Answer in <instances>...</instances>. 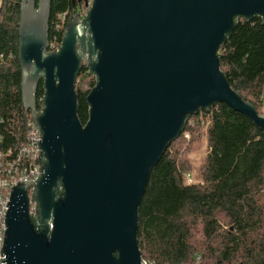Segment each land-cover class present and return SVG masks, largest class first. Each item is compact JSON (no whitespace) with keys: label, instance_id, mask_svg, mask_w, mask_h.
<instances>
[{"label":"water","instance_id":"water-1","mask_svg":"<svg viewBox=\"0 0 264 264\" xmlns=\"http://www.w3.org/2000/svg\"><path fill=\"white\" fill-rule=\"evenodd\" d=\"M51 1L20 2L21 102L39 130L40 176L10 189L0 264H141L138 207L190 116L224 103L264 137V113L230 87L217 53L237 18L264 23V0H73L86 14L70 15L48 51ZM83 66L95 79L85 124Z\"/></svg>","mask_w":264,"mask_h":264},{"label":"trees","instance_id":"trees-1","mask_svg":"<svg viewBox=\"0 0 264 264\" xmlns=\"http://www.w3.org/2000/svg\"><path fill=\"white\" fill-rule=\"evenodd\" d=\"M21 0H0V133L17 147L31 118L21 102L17 59V21ZM84 8L73 0H52L49 44L63 31L58 14ZM50 48V47H49ZM220 69L230 87L258 113H264V23L236 19L228 40L218 49ZM89 88L77 92V117L88 119L86 95L95 79L85 66L77 76ZM43 96L36 90L37 108ZM207 119L206 154L197 182L185 180L186 168L172 144L192 130V121ZM192 123V124H191ZM189 135V133H188ZM136 239L148 264H264V137L243 114L224 103L190 116L181 135L152 168L137 211Z\"/></svg>","mask_w":264,"mask_h":264},{"label":"built area","instance_id":"built-area-1","mask_svg":"<svg viewBox=\"0 0 264 264\" xmlns=\"http://www.w3.org/2000/svg\"><path fill=\"white\" fill-rule=\"evenodd\" d=\"M90 5L92 0H87ZM88 7L81 10H75L70 15L81 19L87 11ZM68 13L58 14L57 20L55 21V28L58 31L64 32V27L67 21ZM69 15V16H70ZM60 44V43H59ZM54 37L53 41L49 44L48 51L57 50L59 46ZM39 110V109H38ZM41 140L39 136V130L34 129L33 122L31 118L25 125V132L21 138V143L17 147L15 146H4L7 143L4 139L2 133H0V251L2 249L4 241V231H5V217L6 206L10 197L11 187L22 180L26 184L27 181H35L39 174L38 168L40 165L38 163V151L37 144ZM188 182H190L188 180ZM32 193V188L28 190V196ZM35 205L30 204L29 213L34 214ZM1 263V261H0ZM141 264H148L145 260L141 259Z\"/></svg>","mask_w":264,"mask_h":264},{"label":"rangeland","instance_id":"rangeland-1","mask_svg":"<svg viewBox=\"0 0 264 264\" xmlns=\"http://www.w3.org/2000/svg\"><path fill=\"white\" fill-rule=\"evenodd\" d=\"M83 9V8H82ZM88 80H76L75 88L80 87L82 90L89 88ZM192 130L184 134L182 138L172 144V152L177 155L179 164L183 165L187 170L185 172V180L197 182L201 180L200 168L206 154V137L205 129L207 127V119L203 116L198 122H193ZM191 123V124H192Z\"/></svg>","mask_w":264,"mask_h":264},{"label":"flooded vegetation","instance_id":"flooded-vegetation-1","mask_svg":"<svg viewBox=\"0 0 264 264\" xmlns=\"http://www.w3.org/2000/svg\"><path fill=\"white\" fill-rule=\"evenodd\" d=\"M81 3V2H80ZM41 81V80H40Z\"/></svg>","mask_w":264,"mask_h":264}]
</instances>
